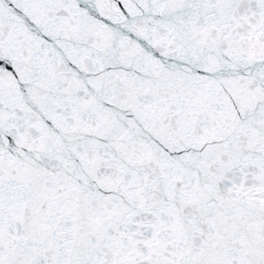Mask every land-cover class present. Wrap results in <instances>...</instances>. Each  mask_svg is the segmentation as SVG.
I'll return each mask as SVG.
<instances>
[{"label":"snow or ice","instance_id":"snow-or-ice-1","mask_svg":"<svg viewBox=\"0 0 264 264\" xmlns=\"http://www.w3.org/2000/svg\"><path fill=\"white\" fill-rule=\"evenodd\" d=\"M0 264H264V0H0Z\"/></svg>","mask_w":264,"mask_h":264}]
</instances>
